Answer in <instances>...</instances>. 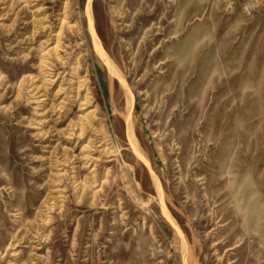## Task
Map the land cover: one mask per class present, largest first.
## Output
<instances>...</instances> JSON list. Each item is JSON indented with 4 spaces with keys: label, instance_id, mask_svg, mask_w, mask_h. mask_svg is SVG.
Listing matches in <instances>:
<instances>
[{
    "label": "rangeland",
    "instance_id": "rangeland-1",
    "mask_svg": "<svg viewBox=\"0 0 264 264\" xmlns=\"http://www.w3.org/2000/svg\"><path fill=\"white\" fill-rule=\"evenodd\" d=\"M92 3L126 85L88 0H0V264H264V0Z\"/></svg>",
    "mask_w": 264,
    "mask_h": 264
},
{
    "label": "bare ground",
    "instance_id": "bare-ground-1",
    "mask_svg": "<svg viewBox=\"0 0 264 264\" xmlns=\"http://www.w3.org/2000/svg\"><path fill=\"white\" fill-rule=\"evenodd\" d=\"M93 0H88V6H87V9H88V18H89V28H90V31H91V34L93 36V39H94V43H95V49L97 51V53L99 54V57L101 58V60L104 62V65L106 66L107 70L109 71L110 74H113L115 75V77H117L122 83H124V85H126L125 83V80H124V77H122L121 73L119 72L117 66L115 65V63L113 62V60L110 58V56L107 54V52L105 51V48H103L102 46V43L99 39V36L97 34V31H96V26H95V20H94V17H93V14H92V11H91V5L93 4L92 3ZM114 77V76H113ZM41 87V86H40ZM43 87V85H42ZM130 92V91H129ZM128 92V93H129ZM58 94V93H57ZM131 95V92L129 93ZM48 96V92H46V89L44 90V93H42V101H45L47 100ZM58 96V95H57ZM128 96V94H127ZM133 98V97H132ZM129 100L131 101L130 97H129ZM135 100V99H134ZM128 101V100H127ZM129 101V102H130ZM87 101H85V103H83V105L86 104ZM128 102V103H129ZM126 103V102H125ZM44 106V105H43ZM133 109L132 108V102L129 106V112H131ZM132 113V112H131ZM43 114H46V111L43 113ZM87 117V116H86ZM85 117V118H86ZM84 121V119H83ZM87 123V122H86ZM75 127V128H74ZM73 128V130H71L70 132H66L65 133V136L67 137V139H69L70 141L72 140H78V139H82L86 134V127L84 126V124H82L81 126L79 125H75ZM127 131H128V134L130 135L131 137V140L133 139V123L131 121V115L129 113L128 115V119H127ZM46 134V133H45ZM136 139V138H134ZM133 141V140H132ZM79 142H76V145H78ZM136 143V142H135ZM133 144V147L137 153V155L146 163V165H150L149 161L143 156V154L141 153V150H139L137 148V146L134 144V141L132 142ZM87 146V145H86ZM85 146V147H86ZM84 150L86 148H83ZM83 150V151H84ZM87 152V151H86ZM75 159V158H74ZM86 159V157L84 158ZM86 167V166H85ZM150 168V166H149ZM156 175V174H155ZM155 178V177H154ZM157 180V183H158V187H159V191H161V186H160V183L158 181V179L156 178ZM94 184V183H93ZM166 216L169 218V220L171 221V223L179 230L180 234H182V231L181 229L179 228V226L177 225V223L174 221V219L171 217L170 213H168L166 211Z\"/></svg>",
    "mask_w": 264,
    "mask_h": 264
}]
</instances>
